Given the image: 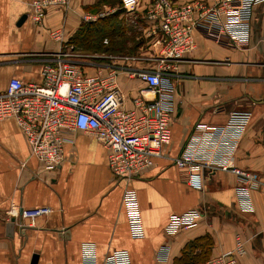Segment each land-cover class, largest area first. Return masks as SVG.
<instances>
[{
  "label": "crops",
  "instance_id": "crops-1",
  "mask_svg": "<svg viewBox=\"0 0 264 264\" xmlns=\"http://www.w3.org/2000/svg\"><path fill=\"white\" fill-rule=\"evenodd\" d=\"M32 1L0 0V93L13 78L41 83L43 63L68 53L88 75L115 71L124 109H133L142 91L153 98L136 75L159 67V33L146 22L143 8L130 16L119 9L121 1L111 6L106 0H71L66 9H50L40 26L30 18ZM55 29L63 31L59 41L51 37ZM169 66L172 141L154 166L130 183L114 177L108 149L91 135L69 134L63 164L50 171L32 156L17 122L0 121V264H85V247H94L98 264L116 251L127 252L132 264H203L233 249L236 235L248 240L241 263L264 264V195L252 191L253 212L246 213L233 173L204 170V190L198 192L189 187L187 170L173 163L197 125L223 126L231 113L244 111L251 121L232 155L228 139L216 148L203 145L200 153L209 162H226L231 155L235 166L264 178V7L255 8L247 49H233L227 40L217 42L202 32L197 49ZM126 187L138 193L144 239L131 237ZM21 207L52 212L31 222L18 214ZM192 209L203 213L201 223L169 236L171 216ZM165 246L166 261L160 258Z\"/></svg>",
  "mask_w": 264,
  "mask_h": 264
},
{
  "label": "built area",
  "instance_id": "built-area-1",
  "mask_svg": "<svg viewBox=\"0 0 264 264\" xmlns=\"http://www.w3.org/2000/svg\"><path fill=\"white\" fill-rule=\"evenodd\" d=\"M71 0H33L30 18L37 25L45 23L47 12L53 8L66 9ZM264 7V0H195L177 5L173 0H122L119 9L133 16L144 9V18L151 24L159 39V67L141 70L137 77L153 94H144L134 100L131 110L123 108V94L117 74L88 75L70 59V54L48 58L42 65V82H26L13 78L7 89L0 93V121L14 119L30 147L32 156L41 166L57 170L64 162V147L69 134L83 132L93 136L108 149V164L119 181L130 183L133 178L154 166L163 155V148L172 141L174 117V87L168 82L169 61H182L197 49V34L233 49L245 50L250 46L255 8ZM62 29L51 32L54 40H61ZM105 44L108 41H104ZM124 58V57H121ZM125 59H134L125 57ZM250 112H233L223 126L201 123L196 126L194 138L187 149L173 163L184 167L191 189L204 190V170L218 169L233 173L238 184L239 206L246 213L253 212L252 191L264 195V178L233 164L235 150L251 121ZM232 141L226 162H209L201 156L206 145L216 148L224 140ZM123 203L128 212V224L133 239H144L146 232L138 193L126 187ZM50 207L19 208L22 219L34 222L49 215ZM203 213L198 209L172 215L166 232L169 236L197 227ZM248 240L236 235L233 249L208 259L203 264H242L247 254ZM169 247L161 249L160 258L167 260ZM85 264H98L94 247H85ZM102 264H132L127 252L116 251L107 255Z\"/></svg>",
  "mask_w": 264,
  "mask_h": 264
},
{
  "label": "rangeland",
  "instance_id": "rangeland-1",
  "mask_svg": "<svg viewBox=\"0 0 264 264\" xmlns=\"http://www.w3.org/2000/svg\"><path fill=\"white\" fill-rule=\"evenodd\" d=\"M120 1L122 0H107L106 3H108L111 6H117Z\"/></svg>",
  "mask_w": 264,
  "mask_h": 264
},
{
  "label": "water",
  "instance_id": "water-1",
  "mask_svg": "<svg viewBox=\"0 0 264 264\" xmlns=\"http://www.w3.org/2000/svg\"><path fill=\"white\" fill-rule=\"evenodd\" d=\"M26 19H27V15H24V16L20 19L18 25L23 24V22H24ZM36 260H37V257H35L34 262H36Z\"/></svg>",
  "mask_w": 264,
  "mask_h": 264
},
{
  "label": "trees",
  "instance_id": "trees-1",
  "mask_svg": "<svg viewBox=\"0 0 264 264\" xmlns=\"http://www.w3.org/2000/svg\"><path fill=\"white\" fill-rule=\"evenodd\" d=\"M107 1V0H106Z\"/></svg>",
  "mask_w": 264,
  "mask_h": 264
}]
</instances>
